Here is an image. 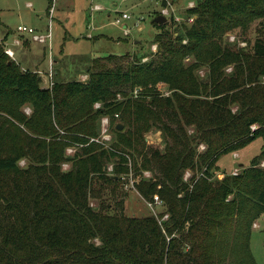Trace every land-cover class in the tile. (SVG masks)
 <instances>
[{
  "label": "trees",
  "instance_id": "obj_1",
  "mask_svg": "<svg viewBox=\"0 0 264 264\" xmlns=\"http://www.w3.org/2000/svg\"><path fill=\"white\" fill-rule=\"evenodd\" d=\"M195 4L191 24L169 30L153 20L160 32L147 61L132 53L94 59L84 81L53 73L44 88L0 45V264H257L251 239L264 216V0ZM256 22L246 47L226 41ZM106 116L116 136L110 146L93 141ZM150 131L161 133L162 150L147 146ZM259 138L262 150L248 167L215 179L223 156ZM130 156L151 174L135 190L151 204L158 196L165 220L127 217L120 203L108 213L102 198L106 191L117 197Z\"/></svg>",
  "mask_w": 264,
  "mask_h": 264
},
{
  "label": "rangeland",
  "instance_id": "obj_2",
  "mask_svg": "<svg viewBox=\"0 0 264 264\" xmlns=\"http://www.w3.org/2000/svg\"><path fill=\"white\" fill-rule=\"evenodd\" d=\"M172 1L173 3L170 0L172 3L170 10H174L175 16L178 18L166 17L168 29L175 30L177 26L183 23L191 24L188 18L187 11L189 8L187 6L188 2H197V0ZM29 4L32 8L28 7ZM95 5L100 6L103 10L100 13L91 15V7ZM113 5L116 6L113 7ZM47 6L48 0H0V39H4L5 28L11 30L12 34L7 39V45L11 46L14 41L13 37L16 35L14 32L20 25L31 27L34 30H44L41 33H46L49 27V18L47 16V21L43 20V22H41V18L45 17ZM55 7L60 16L56 17V14L54 15L52 53L47 49V58L50 54L64 55L59 65V68L63 70L59 77L60 80H79L80 78L83 81L85 79L83 74H86L94 59L132 53V55L146 56L143 60L147 61L148 57L157 51V44H154L153 40L160 31L152 25V22L159 13L163 15L161 12L164 6L160 0H58ZM126 10L132 15V20L126 24L130 29V36L128 37L124 36L123 26L113 25L115 17ZM57 20L60 22H56ZM137 23H139V27H135ZM258 28H260L259 22H256L251 26L247 35L241 36L239 31H235L233 34L228 35L227 40H225L229 43L237 42L240 47H246V40L250 42L255 40ZM46 69L48 73V65H46ZM230 72L231 68H228L227 73ZM50 73H52V77H50ZM53 73L54 71L51 70L47 74V85L50 81L53 82ZM199 75L200 77L205 75L204 68L200 69ZM159 90L166 96L170 95L165 85H159ZM106 118L110 121L107 133V137H110L107 146H110L115 143L116 136L112 131V118L109 116H106ZM118 122L119 119L114 120V123ZM145 142L147 146L153 148L161 150L164 148L161 133L157 131L147 133ZM262 147L263 140L259 138L238 151L239 154L232 153L223 156L217 164L219 170L214 173L215 179L221 180L225 174L230 175L235 172L240 174L242 168L248 167L252 160L260 154ZM202 149L203 147H200V150ZM67 155L70 154L67 153ZM128 160L131 164L134 180L140 182L151 178L149 172L138 170L135 167V162L131 156ZM25 164L26 162L22 161L20 166L23 167ZM260 165L264 166V162ZM68 168V164L63 166V169L67 170ZM129 172L130 167L128 165V171L121 176L116 198L112 197L108 191L105 192L102 199L105 206H111L108 213H116L119 207L118 203H120L123 205L127 217L163 216L166 212L163 204L153 205V211L149 203L135 189H132L130 178H128ZM189 175H191L190 172L186 173V177ZM123 193L126 195L122 196ZM98 204L99 201L93 200L92 206L96 208ZM160 219L165 220V216ZM252 231V253L257 264H264V216L253 224Z\"/></svg>",
  "mask_w": 264,
  "mask_h": 264
},
{
  "label": "built area",
  "instance_id": "obj_3",
  "mask_svg": "<svg viewBox=\"0 0 264 264\" xmlns=\"http://www.w3.org/2000/svg\"><path fill=\"white\" fill-rule=\"evenodd\" d=\"M160 1L161 2L164 1V2L167 3V7H164L162 9V12H161L165 17L170 16L171 18L172 17L173 18H178L177 16H175L176 15L175 11L174 10H170V7H172V4H171L170 0H160ZM56 2H57V0H53L52 7L50 8V11H49V27H48L47 32L46 33H39L36 30H34L33 28H31V27L20 25V26L17 27V30H16L19 38L16 39L13 42L14 46L21 45L22 44V40L28 38L32 42L40 43V44H46L51 49V44H52V23H53L52 18H53L54 13H55V4H56ZM195 6H196V4L194 2H190L187 7L189 9H191V8H194ZM28 7H31V4H29ZM92 10L96 12V11H102L103 9L100 6L95 5V6H93ZM188 18H189V22L190 23H192L194 21V19H195L194 16H190ZM131 20H132V15L129 12H122L118 16L115 17V19L113 21V25H115V26H123L124 36L128 37V36H130V29L127 27L126 24H127V22H130ZM138 25H139V23H137L135 25V27H139ZM0 45L3 46L5 54L9 58L14 60L15 59V52L13 51V49L11 47L5 45V42L2 39H0ZM50 77H52V73H50ZM52 85H53V82L50 81L48 86L51 87ZM98 107H100L99 104L96 105V108H98ZM25 113L29 115L30 114V110L29 109L25 110ZM117 117L118 116H116V118ZM109 123H110V121H109L108 118L103 117L101 119V138L97 139V140H93V141L100 142V143L105 144V145L108 143V141L110 139V137H107V135H108L107 133H108V130H109ZM74 151H75L74 149L68 148L66 152L68 154L72 155V153H74ZM129 167H130V172L128 174V178H130L132 189H135V185L138 183V181L134 180V178H132L131 164H129ZM108 170H109V172H111L112 171V166H110ZM233 174L237 175L238 173L235 172ZM159 203H161L160 200H159V197L155 196L154 197V204L149 203V206L154 211L153 205H156V204H159ZM166 218H167V216H165V219Z\"/></svg>",
  "mask_w": 264,
  "mask_h": 264
},
{
  "label": "crops",
  "instance_id": "obj_4",
  "mask_svg": "<svg viewBox=\"0 0 264 264\" xmlns=\"http://www.w3.org/2000/svg\"><path fill=\"white\" fill-rule=\"evenodd\" d=\"M57 2H58V0H57ZM190 2L196 3L195 1H190ZM190 2H188V3H190ZM115 6L116 5H113V7H115ZM49 7L50 6H49V2H48V6H47V9L45 11V17L41 18V22H43V20L47 21V16L49 18V12H48ZM29 8H32V6ZM92 9H93V6L91 7V10ZM91 10H90V12H92L91 15L96 14V13H100V11L95 12V11H93V10L91 11ZM123 12H128V11L126 10ZM54 15L56 17L60 16V13H59V11H57L56 7H55ZM109 16H111V15H109ZM53 19H54V16L52 18V21H53ZM55 19H57V18H55ZM56 22H60V21L57 20ZM36 31L41 33L44 30H36ZM14 33H16V35H14V37H13V39L15 41L19 37H18L17 32H14ZM11 34H12L11 30H9L7 28L4 29V35L5 36H4V39H2V40L5 42V45H7V39ZM7 46H9V45H7ZM9 47H11L13 49V51L15 52L14 61H16V63L20 65L22 70H24V71L29 70V71L37 72L39 74V76L41 77V80H42V87H44V88L49 87L47 85L46 81H47V74L51 70H53L54 73L60 77L61 72L63 70H62V68L61 69L59 68L60 67L59 65L62 62V58H64V55H62V54H59V55L50 54V56L47 58V49H49V52L52 53V44H51V49H50L49 46L46 44L35 43V42L30 41L28 38H26V39L22 40L21 45L14 46L12 43V45ZM46 65H48V69H49L48 73H47ZM83 75L85 76V79H83V81H84V80H86L87 75L86 74H83ZM79 80H81V79L79 78ZM239 153L240 152H237V154H239ZM241 165H243V164H241Z\"/></svg>",
  "mask_w": 264,
  "mask_h": 264
},
{
  "label": "water",
  "instance_id": "obj_5",
  "mask_svg": "<svg viewBox=\"0 0 264 264\" xmlns=\"http://www.w3.org/2000/svg\"><path fill=\"white\" fill-rule=\"evenodd\" d=\"M167 22V18L164 15H160L154 19V23L158 25L165 24ZM117 128L120 130L122 129V125H118Z\"/></svg>",
  "mask_w": 264,
  "mask_h": 264
}]
</instances>
